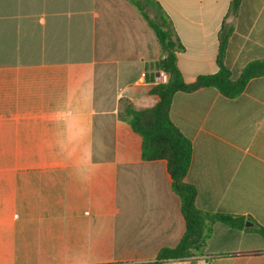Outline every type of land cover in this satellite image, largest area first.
Instances as JSON below:
<instances>
[{"label": "crops", "instance_id": "1", "mask_svg": "<svg viewBox=\"0 0 264 264\" xmlns=\"http://www.w3.org/2000/svg\"><path fill=\"white\" fill-rule=\"evenodd\" d=\"M154 1L187 84L217 72L221 33L231 65L264 55V0ZM159 54L127 0H0V264H138L178 244L167 162L144 160L119 117L121 99L157 102ZM170 118L196 208L244 229L216 222L203 256L164 264H264V76L234 98L177 93Z\"/></svg>", "mask_w": 264, "mask_h": 264}, {"label": "trees", "instance_id": "2", "mask_svg": "<svg viewBox=\"0 0 264 264\" xmlns=\"http://www.w3.org/2000/svg\"><path fill=\"white\" fill-rule=\"evenodd\" d=\"M127 1L153 31L160 49L154 68L164 71L168 80L165 84H156L149 88L148 93L157 97V102L152 107L137 109L127 99H121L119 117L141 137L144 160L163 159L167 162L172 188L179 197L185 222L184 233L176 246L163 247L154 260L138 264H164L168 261L203 256L214 223L219 222L231 229L242 230L244 220L241 217L212 214L196 208V191L186 181L191 161V142L171 121V103L177 93L203 88L214 89L228 98L238 96L244 91L249 80L264 76V55L244 66L231 65L225 57L228 34L221 33L216 58L217 72L200 75L193 83L187 84L177 66V53L182 50V46L174 38L170 23L161 8L154 0Z\"/></svg>", "mask_w": 264, "mask_h": 264}, {"label": "built area", "instance_id": "3", "mask_svg": "<svg viewBox=\"0 0 264 264\" xmlns=\"http://www.w3.org/2000/svg\"><path fill=\"white\" fill-rule=\"evenodd\" d=\"M145 73L141 74V77H144ZM168 80L167 74L162 70H157L156 76L153 80V83L156 84H165Z\"/></svg>", "mask_w": 264, "mask_h": 264}, {"label": "water", "instance_id": "4", "mask_svg": "<svg viewBox=\"0 0 264 264\" xmlns=\"http://www.w3.org/2000/svg\"><path fill=\"white\" fill-rule=\"evenodd\" d=\"M247 226H248V222H245V227L247 228Z\"/></svg>", "mask_w": 264, "mask_h": 264}, {"label": "rangeland", "instance_id": "5", "mask_svg": "<svg viewBox=\"0 0 264 264\" xmlns=\"http://www.w3.org/2000/svg\"><path fill=\"white\" fill-rule=\"evenodd\" d=\"M150 98V97H149ZM143 105H147V104H143Z\"/></svg>", "mask_w": 264, "mask_h": 264}]
</instances>
